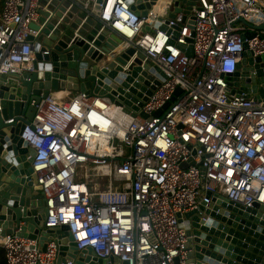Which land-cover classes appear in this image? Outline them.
<instances>
[{
	"label": "built area",
	"instance_id": "1",
	"mask_svg": "<svg viewBox=\"0 0 264 264\" xmlns=\"http://www.w3.org/2000/svg\"><path fill=\"white\" fill-rule=\"evenodd\" d=\"M70 1L92 14V0ZM178 7L170 19L174 0H155L145 17L126 0L101 4L97 19L123 40L118 52L134 48L164 75L154 77L161 85L139 112L100 96L56 97L55 91L33 101L34 116L19 122L21 139L35 152L46 228L67 225L79 251L90 248L96 259L115 258L113 264H187L189 238L179 215L210 203L209 193L264 207V97L231 95L227 82L245 53L251 66L261 65L264 79V30L258 29L264 0H196L190 14L188 4ZM40 9L41 0L3 1L0 76L20 74L34 59L29 38L38 32L30 26L39 23ZM186 45L194 57L185 54ZM0 247L6 264L58 263L54 240L42 251L37 241L0 234Z\"/></svg>",
	"mask_w": 264,
	"mask_h": 264
},
{
	"label": "water",
	"instance_id": "2",
	"mask_svg": "<svg viewBox=\"0 0 264 264\" xmlns=\"http://www.w3.org/2000/svg\"><path fill=\"white\" fill-rule=\"evenodd\" d=\"M92 1L93 12L88 14L83 6L70 0H41L39 23L30 26L38 32L29 38L34 45V59L22 73L0 76V234L37 241L42 251L54 240L59 246L57 264H113L116 260L96 259L90 248L79 251L67 225L46 228V200L33 176L35 152L21 139L23 126L19 122L34 116L33 101L40 103L75 81L80 92L106 98L126 112H139L161 85L154 77H164L149 60L144 63L145 57L136 54L134 48L118 52L123 40L97 19L104 0ZM143 1L147 3L126 0L137 15L145 17L146 9L155 0ZM180 2L188 4L187 14L196 4V0H174L170 19L181 11ZM258 29L264 30V25ZM183 50L188 57H194L192 45L183 46ZM107 59L103 67L88 75L89 70ZM253 61L245 53L240 70L227 75L231 95L247 92L255 98L264 97V87L258 91L259 84H264L261 65L251 66ZM252 70H256V76ZM180 92L177 89L176 94ZM169 105L166 103L154 116H160ZM11 119L14 122L8 123ZM208 197L210 203L179 215L189 238L187 264H264V207L255 204L246 208L222 195L212 197L211 193Z\"/></svg>",
	"mask_w": 264,
	"mask_h": 264
},
{
	"label": "crops",
	"instance_id": "3",
	"mask_svg": "<svg viewBox=\"0 0 264 264\" xmlns=\"http://www.w3.org/2000/svg\"><path fill=\"white\" fill-rule=\"evenodd\" d=\"M106 61H109L108 59L107 60H103L102 62H100L99 64H97L96 67L92 68L91 70L88 71V75H93L94 72H96L98 69H100L101 67L104 66V63ZM77 85L76 83L74 85H72V83L70 84H67L64 88H60L57 92L54 93V95L56 97H65L67 96L68 94H77L79 93V89H76Z\"/></svg>",
	"mask_w": 264,
	"mask_h": 264
},
{
	"label": "trees",
	"instance_id": "4",
	"mask_svg": "<svg viewBox=\"0 0 264 264\" xmlns=\"http://www.w3.org/2000/svg\"><path fill=\"white\" fill-rule=\"evenodd\" d=\"M3 1L4 0H0V14H1L2 9H3ZM0 264H6L5 252L1 247H0Z\"/></svg>",
	"mask_w": 264,
	"mask_h": 264
},
{
	"label": "bare ground",
	"instance_id": "5",
	"mask_svg": "<svg viewBox=\"0 0 264 264\" xmlns=\"http://www.w3.org/2000/svg\"><path fill=\"white\" fill-rule=\"evenodd\" d=\"M75 83H77V81H75ZM75 83H72V85H74ZM118 132H120L121 134H123V130H121V129H118Z\"/></svg>",
	"mask_w": 264,
	"mask_h": 264
},
{
	"label": "rangeland",
	"instance_id": "6",
	"mask_svg": "<svg viewBox=\"0 0 264 264\" xmlns=\"http://www.w3.org/2000/svg\"><path fill=\"white\" fill-rule=\"evenodd\" d=\"M83 176V175H82ZM79 181H85L84 179H82V180H79Z\"/></svg>",
	"mask_w": 264,
	"mask_h": 264
}]
</instances>
